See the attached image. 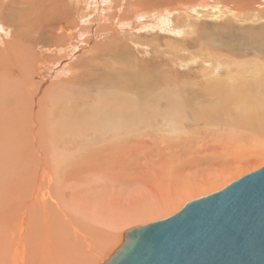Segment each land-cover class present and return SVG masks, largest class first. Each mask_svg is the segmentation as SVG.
I'll return each instance as SVG.
<instances>
[{
	"label": "bare ground",
	"instance_id": "bare-ground-1",
	"mask_svg": "<svg viewBox=\"0 0 264 264\" xmlns=\"http://www.w3.org/2000/svg\"><path fill=\"white\" fill-rule=\"evenodd\" d=\"M229 1L219 0L225 6L228 5ZM38 3L42 4L41 2ZM146 3L149 5L159 3L160 7L165 3L167 7L173 6L175 3L189 6L192 5L193 0H147V2L136 0L133 3L129 2V5L135 6V11H147L149 9H146ZM253 3L255 2L250 1L248 5ZM32 8L30 2L20 6L15 1L5 4L0 0V26L11 29L10 40L4 43L3 47L0 46L2 47L0 48L1 105V101L4 100V105L0 106V168L3 169L2 163L4 162L2 159L6 160L3 155L4 144L7 145L11 139L12 141L15 139V143L16 140H19V144H21V147L17 146L20 163L16 158L15 162H18V166L19 164L25 166L26 171H30L29 176L23 179L27 181L25 189L19 191L6 189L8 192L0 189V264H33L34 259H41L37 263L34 261V264H78L76 261L68 262L67 259L75 257V255L69 254L77 253L80 249L69 250L64 246L65 241L79 238L86 245L88 241L92 240L91 237L90 240L86 239V233L91 232L90 225L92 224V227L93 225L98 226L99 223L102 222L103 224L108 220V218L103 219L105 214L100 212L99 208L101 209L102 204L109 202L110 199L108 201L88 200V197H92V193L87 188L85 190V187L93 188V186L85 185L84 181L82 182L83 176L89 174L93 169L98 172L108 171L111 174H108L109 178L105 175L106 180L117 184L116 181L119 178L120 180L132 178L130 174L136 166V171L134 175L132 174L134 182L139 181L149 172H155L156 178L163 183L167 176V167L172 165L169 162L189 156L190 161L198 164L200 161L196 157L199 151L203 150L205 156L211 160L209 167L204 168V171L209 172L207 176L196 179L197 175L191 185L178 189L173 203L169 202V194L164 196L162 192L163 189H169V186L162 187L160 185L157 188L159 193L152 198L161 211L167 212L173 209L180 199L192 194L193 190H199L201 187L213 188L221 180L232 177L234 173L246 168L247 165L249 166V164L264 158V148H261V144L259 145V140H262L260 137H264V119L256 121L249 119L264 114L262 113L264 110V102L262 101L264 100V25L243 26L237 29L231 22H222L216 25L196 24L189 19L192 17L189 15L187 17L185 14L175 18V25L172 27V29L182 31L180 39L170 41L171 39L167 40L164 37L161 38L162 36L153 35L151 40L154 44L150 42L148 44L146 41L141 42L142 47L148 50L145 62L138 61L135 58L136 55L131 53L127 42L120 38L116 49L111 53L112 59L125 61L128 58L136 67H142L145 71L132 70L129 73L127 70V72H120L127 77L128 83L116 80L115 83L120 87L113 90L112 68V73L109 74L107 80L99 75V80L96 81L99 84L93 87L94 92H99L100 97H105L108 96V93L113 94V91H120L121 93L127 91L128 94L138 99L137 104L146 107L147 115L145 114L142 120L141 116H138L139 112L134 111L132 115L130 114L133 119L128 122L115 118L110 121L101 120L103 123L93 130L80 127L72 129L69 116L66 113L61 115L62 117L54 119L49 111L44 112L46 106L43 105V99L53 93H49L50 89L40 91L42 82L40 83L38 77L40 76L39 67L28 61V54L34 56L32 54L34 53V45L36 47L41 44L55 47L54 44L49 43H56L66 36L70 37L71 27L68 26V30V23L64 25L63 22L58 21V19L62 20V15L56 16L53 12L54 16L50 14L48 16L51 17H46L47 14L39 16L38 13L37 16L39 17H37L34 11L29 12L33 10ZM35 8L34 10H36ZM53 8L52 6L51 9ZM172 9L174 7L169 10ZM181 9L182 7L179 10ZM59 10L61 11V9ZM45 11L47 12V10ZM23 12H28L29 22L35 26L34 33H27L24 36L20 29L24 25V21L12 15ZM258 15H260L258 17L263 16L261 18L264 19V13L260 12ZM72 23V25H76L74 22ZM161 25L163 27L169 26L167 23ZM176 30H173V33H176ZM64 33H66L65 36ZM21 37L22 46H26L30 51L20 54L21 50L19 49L20 52H18L14 41ZM157 42L162 43L161 46L164 51L182 52L179 54L180 58H166L163 54L164 51L160 52L157 47L155 48ZM111 48L112 46H107L103 49V55L108 53ZM223 53L228 54V57L220 61V54ZM197 57L207 60H202L196 66H190L196 64L195 59ZM216 58L219 60V64L211 65L210 61L214 63ZM36 59L41 60L42 58L37 54ZM17 61L20 62L19 68H17ZM111 61L113 62V60ZM190 61L192 63L188 65ZM27 67L30 73H26ZM75 67L76 72H72L68 77H71L69 79L74 82H80V85L85 87V78L80 76L81 73H77L81 67L80 63ZM160 67H164L165 70H161ZM178 67L183 69H178ZM7 84H12V86ZM68 85L70 86V84ZM11 92H13V102L16 92L20 94L21 100L16 99L15 104L12 102L14 104L12 108L9 103L8 108L10 109H8L7 101L11 100ZM90 94L89 92L86 93L87 96ZM169 95L172 96L169 101L161 102L165 96ZM172 98L175 101L170 104ZM151 101L156 102L152 103ZM244 109L247 113H242ZM20 112H22V116L18 115ZM184 112L187 113L186 116L182 115ZM125 116L128 115L113 114V117ZM235 123H242L244 129L250 131L243 134V139L239 142L231 140L234 139L230 134ZM143 124L149 126L144 127ZM179 124H183V126L180 127ZM5 131L10 132L12 135H9L10 133L8 135L13 136V138L10 137V140L3 142L4 137L7 136V134L4 136ZM43 131H46L47 135L42 134L43 137H41L39 134ZM12 132L18 135L19 139L15 138ZM87 133H90V137L85 143L90 144L88 147L86 146L84 151L79 150L77 155L73 153L72 156L71 154V165H68V160L61 161L53 157L56 154H54L55 148L57 149L60 145L57 144V147L54 148L52 141L57 142L69 135L75 140H81ZM223 135H228L226 143L217 142ZM248 135H253V138L250 145L244 147L242 142ZM48 139L52 140L50 141V149L44 147L46 143L44 141L49 142ZM11 147L13 146L11 145ZM11 147L8 149L10 148L9 151L13 153L12 151L16 147L13 149ZM82 151L83 155L81 156L84 159L76 158ZM220 155L225 156V158L235 157L222 162L214 161ZM116 161L119 162L118 172L113 170ZM13 165L16 164L13 163ZM61 165L65 167L62 168ZM175 168L183 179L190 181L191 175H188L187 169L183 170L184 165L178 164ZM129 172L131 173L128 174ZM1 179L0 177V183ZM124 222L129 224V219H125ZM81 230L85 235L80 234ZM30 238H33V243L29 241ZM102 238H100L101 241ZM97 240L99 239L97 238ZM117 242L119 244V241ZM28 243L31 245H27ZM82 243H80L81 246ZM35 255L36 257L33 259ZM52 258L56 260L53 259L54 261H52Z\"/></svg>",
	"mask_w": 264,
	"mask_h": 264
},
{
	"label": "rangeland",
	"instance_id": "rangeland-1",
	"mask_svg": "<svg viewBox=\"0 0 264 264\" xmlns=\"http://www.w3.org/2000/svg\"><path fill=\"white\" fill-rule=\"evenodd\" d=\"M1 1H3V3L5 4L11 1H15L20 6L24 3L30 2V5L33 6L32 8L33 10H30L29 12L34 11V14H36V16L38 13H39V16H43L47 14L46 17H51L52 15L54 16L53 12H55L56 16L62 15V20L57 18L60 23L63 22L62 24L64 25L65 24L67 25L68 23L67 29H68V26L71 27L70 37H67V36L64 37L66 34L64 33V36H63L64 38H62L59 41H56V43H49V44H54L56 48L53 46H46L42 44L38 45L37 47L34 45L33 46L34 53L32 54L35 57L30 56L28 54V61H31L33 64L39 67L40 76L38 77L40 78L39 79L40 83L42 82L41 83L42 89L40 88L41 89L40 91H43V89L44 91H48L50 89L49 93L50 94L53 93L52 95H47L46 98L44 97L43 99L44 101L43 105L46 106V108L44 109V112L49 111L52 114V117L54 119H58L62 117L61 115H64L66 113V115L69 116V122L71 123L70 127L72 129L80 127V128H88L89 130H93L94 128L99 127L101 123H103L101 122V120L110 121L111 119H115V118H120L121 120L128 122L133 119V116L131 115L133 114L132 112L134 111L139 112L138 116H141L142 120L144 119L145 114L147 115L146 113L147 109L145 110L146 107L137 104V102H139L138 99H135L133 95L128 94L127 91L125 93H121L120 91H113L114 93L113 94L108 93V96L107 95L105 96L106 98L103 96L100 97L99 92H94L95 90L93 89V87L99 84V83H96V81L99 80V75H101L100 77L103 78L104 80H107L109 77V74L112 73V70H111L112 68H113V77H114L113 78V90L120 87V85L115 83L116 80L121 81L123 83H128L126 79L127 77L124 74H121L120 72H124V71L127 72V70L129 71V73L132 70L140 71V72L145 71L143 70L142 67L141 68L136 67L135 64L132 63V61H130V59L128 58H126L125 61H116L112 59L111 53H113V50L116 49L115 47L118 45V41L120 38L127 42V46H129L131 53H133V55H136L135 58L138 61L145 62L146 61L145 58H146V55L148 54L147 53L148 50L142 47L141 42L146 41L148 42V44L149 42L151 44H154L151 40L153 35H158L160 37L162 36L161 38L164 37V39H167V40L171 39L170 41L172 40L176 41L180 39L182 36V31L172 29V27L175 25L174 24L175 18L185 15V14H187L185 15L187 17L188 15L189 17H192L189 19L196 24L208 23L210 25H216L217 23L231 22L232 25H234L237 29L238 27H243V26L248 27L252 25L256 27V26L264 25V22H263L264 19L262 20L261 18L263 16L258 17L260 16L258 15L260 12L264 13V7H262L264 6V0H230L227 6L220 3L219 0H214V1L213 0H193L192 5H189V6L182 5V3H178L179 5H177L175 3L176 5L173 4V6L171 5L172 7L168 6L169 8L167 7L166 3L163 4L161 7L159 6V3L150 4V5L146 3L147 6L145 4V7L146 9H149L147 11H135L136 7L135 6L131 7L129 5V2L133 3L136 0H64V1L54 0L53 2L51 0H44V1H41V0L33 1L32 0L33 3L31 2V0H28L29 2L28 1L26 2V0H1ZM143 1L147 2V0H143ZM250 1H254L255 3L248 5V2L250 3ZM38 2H41L42 4H39ZM52 3H54L55 5H53ZM64 4L65 6H62ZM49 5H51V7L47 8V6ZM211 5L212 7H210ZM52 6L54 7L53 8L54 10L51 9ZM55 6L56 7L58 6V7L56 8ZM70 6L73 9H71ZM173 7L175 10L172 9L170 11L169 9ZM181 7L182 9L179 10ZM34 8L36 10H34ZM59 9H61V11ZM45 10H47V12ZM27 13L28 12H25V13L23 12L22 14H12L14 17L21 18L24 21V25L20 28L23 33V36L27 33H32L35 29L34 24H31L29 22V18H27ZM50 14L51 16H48ZM71 21L74 22L76 25H72L73 23ZM93 21H95V23H92ZM162 23L163 24L167 23V25L169 24V26L163 27L161 25ZM78 27L79 28L81 27L82 29L80 28L79 30ZM173 30H176V33H173ZM10 32H11V29L9 27L0 26V46L3 47V44L10 40L9 38L11 35ZM78 32L79 34H77ZM177 32H179L180 34H178ZM22 37L19 40L14 41V45L16 49H18V52H20L19 49L21 50L20 54L30 51L26 48V46L25 47H23L24 45L22 46V43H21ZM66 39H69V40H66ZM136 43H139V44L137 45ZM155 45H156L155 48L157 47V50H160V52L164 51L163 47L161 46L162 45L161 42H157L155 43ZM107 46H112V48L110 49L112 52L109 50L108 53L103 55L104 53L103 49H105ZM37 54L40 55V58H42L41 60L36 59ZM163 54L168 59H177V58H180L179 54H182V52L164 51ZM220 56H221L220 61L221 60L223 61L224 59H226V57H228V54L226 55V53L225 54L223 53V54H220ZM101 59L103 60L101 61ZM111 60H113V62ZM195 60H196V64H191L192 61H190L188 65L191 64L190 66L193 67L201 63L202 60H207V59L197 57ZM78 63H80L81 67L79 68V70L77 69L78 70L77 73H81L80 76L85 78V84H84L85 87L83 85H80V82H74L73 80L69 79L71 77H68L71 75L72 72H76L75 66ZM19 64L20 62L17 61V68H19L18 67ZM210 64L211 65L219 64V60L216 58L214 60V63H211L210 61ZM160 69L165 70L164 67H160ZM178 69L182 70L183 68L178 67ZM41 71L44 73H42ZM27 72L30 73L28 67L26 69V73ZM63 81L65 82V84ZM67 83L70 84V86ZM7 85L12 86V84H7ZM87 92L91 94L87 96L86 95ZM12 94L13 92L10 93L11 100L7 101V105L10 103L11 108L14 106L16 99H18L19 101L21 100L20 94L16 92V94L14 95V102H13ZM112 96L113 98H110ZM171 97H172L171 95L165 96V99L162 100L161 102L165 103L167 102V100L169 101ZM174 101L175 99L172 98L170 101V104ZM262 101L264 102V100ZM1 102H2V105H4L3 104L4 100ZM151 102L155 103L156 101H151ZM2 105L0 104V106ZM8 107L9 105L7 106V108ZM242 113H247V112L244 109ZM262 113H264V110H262ZM113 114H125L128 116L113 117ZM186 114L184 112L182 115L186 116ZM18 115L22 116V112L18 113ZM249 119L252 121L264 119V114H260L257 118L252 117ZM249 119H246V120H249ZM242 122H246V121H242ZM143 125L144 127L149 126L147 124H143ZM179 126L181 127L183 126V124H179ZM249 132H250L249 129H244L242 123H235L231 131V134L228 131V133L234 138L231 140L235 142L242 141L243 134H246ZM9 133L10 132H6L4 134V136L6 134L7 136H5L6 138L4 137L3 142L5 140H10L11 138H13V136H9V135H12L11 133L10 134ZM13 134L15 138L17 137V139H19L18 135H16L15 133ZM42 134L45 136L47 135L46 131L41 132V134L39 135L43 137ZM237 135H241V136L238 137ZM227 136L223 135L221 138H219V140H217V142L223 143V144L226 143L227 141L226 139H228L226 138ZM89 137H90V133H87L81 140H78V139L75 140V138L70 135L59 139V141L57 142L52 141L51 139H48L49 142L44 141V143L46 142L44 144V147L45 148L49 147L50 149L51 148L50 141L53 142L52 145L54 146V148L57 147V144L60 145L57 147L58 151H56L57 149L55 148L54 154L55 153L56 154L53 155V157L58 158L61 161L68 160L67 161L68 165H71V160H72L71 157L73 156V153L77 155L79 150L84 151V149H86L88 145L90 144V143L89 144L85 143V141H87ZM252 138H253V135L246 136L242 142V145L244 147L249 146L252 141ZM260 139L262 140H259V145L261 144L260 145L261 148H264V144H263L264 137L261 136ZM13 140L14 141H12L11 139L12 141V142L10 141L11 143L8 141L9 144L7 143V145L3 143L4 144V154L3 155L5 156L6 160H4L3 158L2 162L4 163L1 162L3 165V169L0 168V177L2 178L1 183H0V189H2L4 192H8L11 190L19 191L20 189H25L27 181H24L23 179L28 177L30 173V171L25 170V166H22L20 164L19 166L17 165L18 162L20 163V158L18 157L19 149L17 146L18 145L20 146L21 144H19L20 143L19 140L18 141L16 140V143H15V139ZM55 142H56L55 144L56 146L54 145ZM15 144L17 145L14 146ZM11 145L14 148L15 147L16 148L13 149ZM8 147H11V149H13L12 151L13 153L9 151L10 148L8 149ZM62 149H63V152H62ZM59 151L61 154L59 153ZM83 151L76 158L80 157L81 160L84 159L81 156L83 155ZM64 152H67V153H64ZM11 154L12 155L14 154V156H11ZM218 157L219 158L215 159L214 161L222 162V161H226L231 158H234L235 156L225 158V156L220 155ZM15 158L18 161L17 163L15 162L16 161ZM196 159L200 161L198 164H196L197 162L190 161L189 156L181 157L180 159L172 160V162H169L172 165H169L167 167V171H166L167 176L165 180L163 181V183H161L156 178L155 172H149L139 181L134 182V176H132V174L134 175L136 171L135 169L136 166L133 168L134 170L132 169L133 170V172L131 171L132 173L131 172L128 173V174L131 173L130 175L132 178L129 177L130 179L129 178L124 179L125 181L123 179L120 180L119 178L118 181H116L117 184L115 182L111 183L110 180H106L105 175L109 178L108 174H111L108 171L98 172V171H95V169H93L90 171L89 174H87L86 176L84 175L82 178V182L84 181L85 185L88 184L90 186H93V188H88V186L85 187V190L87 188L92 193L91 195L92 197H88V200L108 201V199H110L109 202L102 204L101 209L99 208V211L105 214V217L103 219L108 218V220L103 224L102 222L99 223L98 226L93 225L92 227V224L90 225L91 232L86 233V239L90 240V237H91L92 240L87 242L88 245L87 244L84 245L81 242V239L79 238L75 240H71V241H65L64 246L67 247L69 250L76 249V248L80 249L77 253L69 254V255H75V257L73 258L71 257L70 259H67L68 262L76 261L78 264H104L113 255V253L116 250H118L119 247L122 245L124 234L128 230L139 227V226H145L147 224H151V223H154L160 220L167 219L171 217L172 215H174L175 213H177L178 211H180L185 204L193 200H196V199L208 196L210 194H213L215 192H218L222 190L223 188H225L230 183L242 178L245 175H248L252 172L257 171L259 170V168L264 166V158L259 159L256 162L249 164V166L247 165L246 168L241 169L238 172L234 173L232 177H228V178L221 180L217 186L210 188V189H206V187H201L199 190H193L191 192L192 194L188 195L185 198L180 199L177 205L173 209H170L167 212L161 211L158 208V206H156L155 200L152 198L159 193L157 188L160 185L162 187L169 186V189L167 190L163 189L162 192L164 196H166V194L167 195L169 194V202L173 203L172 201L177 196L176 193L178 189L185 188L191 185L193 183V180L195 179V176L197 175L198 176L196 179L202 176L205 177L208 175L209 172L204 171V168L209 167V161L211 162L210 158L205 156L203 150H200ZM12 162L15 163L16 165H13ZM191 162L195 164L193 165L191 164ZM116 163L117 165H115ZM116 163L113 165L114 166L113 170H116L118 172L119 168H117V166L119 162L116 161ZM178 164L184 165L183 170L187 169V171H189V174L188 172L187 174L191 175L190 181H188L187 179H183L179 175V173H177L179 171L175 167L178 166ZM94 165L102 166L98 164H94ZM61 167L63 168L65 166L61 165ZM126 168H129V167H126ZM120 172H123V171H120ZM115 173L116 172L114 171V175ZM131 179L133 182L131 181ZM94 181H97V182H94ZM106 184H108L109 186ZM6 189H8V191ZM125 219L127 220L129 219L130 225L125 224L126 223L124 222ZM75 220L78 221V219H75ZM81 232L80 234L85 235V233L82 230ZM101 237H103L102 239L104 241L100 240ZM97 238L99 240H97ZM113 240L115 241L113 242ZM29 241L32 242L33 238H30ZM117 241H119V244ZM80 243H82V246ZM27 245L30 246L31 244L28 243ZM36 255L33 257V259L36 257ZM53 259L54 258H52V261L56 260V259L54 260ZM39 260L34 259L36 263ZM30 261L32 262V259ZM34 261L32 262L33 264L35 263Z\"/></svg>",
	"mask_w": 264,
	"mask_h": 264
},
{
	"label": "water",
	"instance_id": "water-1",
	"mask_svg": "<svg viewBox=\"0 0 264 264\" xmlns=\"http://www.w3.org/2000/svg\"><path fill=\"white\" fill-rule=\"evenodd\" d=\"M104 264H264V167L128 230Z\"/></svg>",
	"mask_w": 264,
	"mask_h": 264
}]
</instances>
